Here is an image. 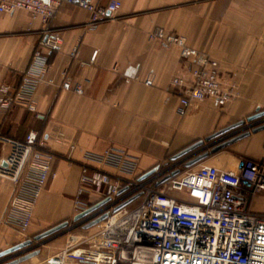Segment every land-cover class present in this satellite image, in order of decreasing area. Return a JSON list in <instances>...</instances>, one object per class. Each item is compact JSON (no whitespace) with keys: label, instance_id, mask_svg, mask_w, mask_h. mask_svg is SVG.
Listing matches in <instances>:
<instances>
[{"label":"crops","instance_id":"obj_1","mask_svg":"<svg viewBox=\"0 0 264 264\" xmlns=\"http://www.w3.org/2000/svg\"><path fill=\"white\" fill-rule=\"evenodd\" d=\"M120 1L116 16L98 25L90 24L88 11L62 5L51 21L64 41L62 51L50 53L49 77L56 85L37 88L38 115L19 106L0 113L5 136L23 140L36 129L56 156L27 234L0 224V252L32 232L74 217L82 164L119 172L113 165L87 161V153H102L112 146L126 149L137 158V173H145L168 156L264 108V0ZM160 27L186 37L188 45L218 60L222 78L237 85L239 96L224 107L207 99L180 116L171 79L187 64L177 46L150 39V32ZM42 29L41 21L32 20L26 11L0 15V85L20 83ZM74 48L78 51L73 57ZM64 71L84 88L83 94L61 87ZM149 77L152 86L145 84ZM234 145L235 151L228 154L235 160L241 156L261 160L264 130ZM10 149L0 143V159ZM211 159L197 166H215ZM238 166L233 162L221 169ZM12 191L11 181L0 177V218ZM254 200L253 209L264 212V196Z\"/></svg>","mask_w":264,"mask_h":264},{"label":"built area","instance_id":"obj_2","mask_svg":"<svg viewBox=\"0 0 264 264\" xmlns=\"http://www.w3.org/2000/svg\"><path fill=\"white\" fill-rule=\"evenodd\" d=\"M64 4L88 11L91 25L114 18L122 6L120 0L106 4L99 0H0V15L23 10L43 24L42 37L20 83L0 85V113L19 106L38 115L37 88L41 84L56 85L49 77L50 53L62 51L64 41L51 21ZM149 37L165 46H177L187 64L171 79L179 98L180 116L207 99L224 107L239 96L237 85L222 78L219 61L188 45L186 37L162 27L150 32ZM77 51L74 48L71 56ZM96 55L97 51L93 59ZM62 75L63 89L84 93V88L74 84L65 71ZM145 84L152 86L153 78H147ZM263 124L264 116L246 121L232 134L252 132ZM0 143L11 147L10 153L0 159V177L10 180L13 186L0 224L26 235L56 156L45 147V139L36 129L23 140L0 131ZM193 156L168 159L141 179L148 171L138 174L137 158L126 149L112 146L102 153H87V161L113 165L119 172L112 174L88 163L81 165L73 200L75 216L105 203L75 221V227L85 229L86 224L105 213L108 218L99 230L48 257L44 264H264V212L252 206L255 197L264 196V157L244 159L234 170L201 164L180 172L179 167ZM177 170L178 175L161 183ZM174 192H182L183 196ZM13 258L0 259V264Z\"/></svg>","mask_w":264,"mask_h":264},{"label":"water","instance_id":"obj_3","mask_svg":"<svg viewBox=\"0 0 264 264\" xmlns=\"http://www.w3.org/2000/svg\"><path fill=\"white\" fill-rule=\"evenodd\" d=\"M264 116V110L261 112H258L257 114H254L250 117H248L246 120H242L239 122H236L214 134H211L210 136L206 137L205 139L202 140H198L195 143L191 144L190 146H188L187 148L181 150L180 152H178L177 154H175L173 156V160L179 159L181 157H184L186 155H194L193 158L188 161L186 163V167H193L203 161H205L206 159H208L211 154L218 152L219 150H221L222 148L231 145L235 142H238L240 140H243L246 137H249L252 133H258L264 130V124L260 125L256 128L253 129L252 132H245L242 134H239L237 136H235L233 139L228 140L216 147H213L211 150H208V148L210 147V144H206L208 142H210L213 138L222 135L224 133H227L229 131H231L232 129H235L243 124H245L246 121H252L255 120L257 118H260ZM155 169H152L150 171H148L146 174H144L141 179L149 176L150 174H152L154 172ZM179 174V170L173 172L171 175L165 177L161 183L169 180L172 176H176ZM133 199L119 205L118 207L115 208L114 212L119 211L120 209H122L123 207H125L126 205H128ZM104 202H101L99 204H97L96 206L90 208L89 210H86L85 212L77 215L74 217V221H79L80 219H82L83 217H85L86 215H88L89 213L95 211L97 208H99L102 204H104ZM108 218V213H105L101 216H99L98 218L90 221L88 224H86L84 226L85 229H90L98 224H100L101 222H103L104 220H106ZM70 225V222L68 220H65L63 222H60L50 228H48L47 230L39 233L38 235H36L34 237V239H27L23 242H20L6 250H3L0 252V259L6 258V257H10L13 256L14 258L8 262H4L2 264H21L27 260L32 259L33 257L37 256L40 253V250L38 249L40 245L44 244L45 242L49 241L50 239H53L54 237H56L58 234H60L62 231H65ZM35 241H37V244H35Z\"/></svg>","mask_w":264,"mask_h":264},{"label":"rangeland","instance_id":"obj_4","mask_svg":"<svg viewBox=\"0 0 264 264\" xmlns=\"http://www.w3.org/2000/svg\"><path fill=\"white\" fill-rule=\"evenodd\" d=\"M263 110H264V108H259L257 111L252 112V114H250V115H254V114H256L258 112H261ZM220 130H222V129H220ZM220 130H218V131H220ZM234 130L235 129H232L231 131H229L227 133L219 135V136L213 138L210 142L206 143V144H210V147L208 148V150H211L213 147H216V146H218V145H220V144H222V143H224V142H226L228 140L233 139L235 136H237L235 134H232V132ZM218 131H216V132H218ZM235 143H237V142H235ZM235 143H233L231 145H228V146L222 148L221 150H219L218 152H215V153L211 154V156L209 157V158L212 157V159H211L212 161L211 162H216L215 166H217V167L229 168V166L233 162H236V163L239 162V165H240L243 162L244 159H248L249 158L248 156H241L240 159H239L240 161H239L237 159L235 160L236 157L228 154L230 152L233 153L235 151V145H234ZM183 166H184V164H182L179 168H183ZM174 193H175L176 196H183L182 192H174ZM254 202H255V200H253L252 206L255 205ZM74 217H75V215H74ZM74 217L66 219V220H68L70 222L69 227L70 226L71 227L74 226V227H72L70 230H69V227H68L65 231H62L60 234H58L53 239H50L49 241H47L44 244L40 245L39 248H38L40 250V253L37 256L33 257L32 259L27 260V261H25V262H23L21 264H44V261L48 257L59 253L65 247H68V246L76 244L77 242H79L80 240L85 238L86 236H88V235L96 232L97 230H99V228L103 225V224L100 223L99 225H96V226H94V227H92L90 229H87V230L83 229L81 227L77 228V227H75ZM50 227H52V226H49V227H46V228H43V229H40L38 231H35V232H32V233L28 234V236H27V238L25 240L34 239V237L36 235H38L39 233L47 230ZM35 244H37V241H35Z\"/></svg>","mask_w":264,"mask_h":264},{"label":"trees","instance_id":"obj_5","mask_svg":"<svg viewBox=\"0 0 264 264\" xmlns=\"http://www.w3.org/2000/svg\"><path fill=\"white\" fill-rule=\"evenodd\" d=\"M257 114V113H256ZM252 116V115H251ZM250 117V116H249ZM185 149V148H184ZM175 154L168 156V159L171 160ZM188 169L186 165L184 164L183 168H181L180 172H183L184 170Z\"/></svg>","mask_w":264,"mask_h":264}]
</instances>
